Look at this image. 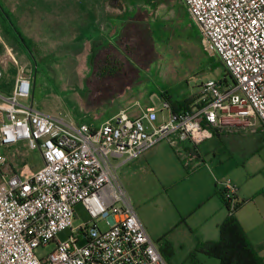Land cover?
I'll return each mask as SVG.
<instances>
[{"label": "built area", "instance_id": "2783aa9c", "mask_svg": "<svg viewBox=\"0 0 264 264\" xmlns=\"http://www.w3.org/2000/svg\"><path fill=\"white\" fill-rule=\"evenodd\" d=\"M182 1L232 79L206 81L199 106L173 111L165 101L159 124L150 108L137 118L120 111L92 128L37 109L23 70L10 93L0 92V148L26 142L43 162L23 174L9 171L0 154V264H169L139 220L120 168L162 142L177 151L186 142L197 147L235 122L259 121L264 131V0ZM237 190L221 184L231 211ZM79 204L90 220L74 227ZM65 229L70 236L57 240ZM53 242L51 253H37Z\"/></svg>", "mask_w": 264, "mask_h": 264}, {"label": "rangeland", "instance_id": "374dc122", "mask_svg": "<svg viewBox=\"0 0 264 264\" xmlns=\"http://www.w3.org/2000/svg\"><path fill=\"white\" fill-rule=\"evenodd\" d=\"M79 9H85L88 14L95 11L91 18L97 21L90 22L88 29L91 31L100 27L106 30L111 21L124 22L114 43L116 49L111 45L102 52L98 51L92 64H89L90 57L86 58L89 56V42L71 40L78 34L71 27V19ZM5 28H9L16 37H19V32L24 41H19L21 48L17 46L20 43H15L17 47L12 50L8 48L10 54L6 48L0 47V92L12 89L17 73L23 70L32 82L34 106L46 114L73 122L99 124L124 107L126 101L139 98L141 91L132 90L120 95L112 87L100 84L104 78L96 74L107 54L119 62L116 67H125L130 78L137 76L133 66L143 67L145 59L151 62L149 69L142 71L139 81L142 90L147 88L154 93L151 101L157 109L162 104L158 94L160 90L170 86L174 91L179 89L180 93L182 90L194 93L206 81H219L224 74L217 57L207 52L206 42L182 0H0L1 35ZM86 29L80 30V37L88 35ZM105 96L107 98L99 102L94 98ZM159 110L157 124L163 120ZM164 116L167 118V114ZM234 133L228 131L223 137L229 138ZM247 136L248 147L241 149L243 146L239 144L234 150L214 138L216 159L217 162H228L232 169L222 183L231 181L238 190L252 193L248 210H255V205L264 206V137ZM0 154L7 157L9 171L29 173L43 164L40 152L28 149L27 143L22 141L16 146L0 148ZM168 206L169 202L159 197L146 203L151 225L157 233L165 229L164 208ZM135 208L137 210V206ZM74 209L77 214L74 227L90 220L82 205ZM260 224L262 232L255 235V241L257 251L264 254V216H260ZM70 234V230L65 229L57 234L56 239L66 241ZM164 235L152 238L158 243ZM174 236L194 239L190 233L179 230ZM184 244L172 249V264H219L216 258L199 251L197 245L191 246L192 242ZM55 246L53 242L37 253L48 255ZM195 259L200 262H194Z\"/></svg>", "mask_w": 264, "mask_h": 264}, {"label": "crops", "instance_id": "0c3cea01", "mask_svg": "<svg viewBox=\"0 0 264 264\" xmlns=\"http://www.w3.org/2000/svg\"><path fill=\"white\" fill-rule=\"evenodd\" d=\"M94 13L95 11L93 10L88 14L85 9H79L73 20L71 19V27L75 32H78L71 40L82 43L89 42V56L86 57L88 59L90 57L89 64H92L93 58L98 51L102 52V50L106 49L108 46L112 47L111 45L116 49L114 43H116L117 38L121 34L124 23L111 21L108 23V29L104 30L103 27H100V29L97 28L95 31H91V29H88L90 22L96 23L97 21L91 18V15ZM90 28L94 27L91 26ZM81 29L88 30V33H86L88 35L80 37L79 33ZM3 32V35L0 33V47L6 48L8 54H10V49L12 50L17 46L21 48V42L23 41H21L20 37L13 35L9 28H5ZM15 43L20 44L15 46ZM108 55L109 54H107V58L105 62H103L100 71L96 74L99 75L101 79L104 78L100 84L102 86L107 85L108 87H112L120 95H125L128 91L132 90L141 91L139 98L126 101L124 107L107 117L104 121H100L99 124H96L97 122L90 123L85 121L71 122L75 124H87L92 128H96L120 111H126L130 117L137 118L140 116L141 111L150 108L155 109L157 115L158 109H160L159 111L162 113L163 118L166 112L162 109V104L165 101L167 102L163 97L164 95L167 94L166 96H169L172 102L178 103L193 95H200V89L204 83L201 85L199 91L194 93H190L189 91L184 93L183 90L181 91L183 93H180L179 89L178 91H174V89L169 86L159 91L158 94L162 104L161 107L157 109L151 101L154 93L150 92L147 88L142 90L141 82L139 81L142 71L148 70L151 62L145 59L143 67L138 68L133 66L137 70V76L130 78L127 75L128 73L125 67H116L119 62ZM117 56L120 58L119 55ZM122 58L126 60L127 57ZM216 60L218 59L216 58ZM128 61L130 64V60ZM9 90L11 91L12 89ZM94 98L100 101L107 97ZM198 98L191 103L188 108L199 106L197 101ZM171 109L175 111L172 107ZM181 109H177L176 111H180ZM229 129H214L212 131L213 136L203 144L195 147L191 143L186 142L181 145L178 151L173 149L167 142H162L153 149L147 151L138 160L130 162L120 168V177L123 185L131 198L134 209H136L135 207L137 206V210H139V213L135 210L137 216L150 238L153 240V236L166 234L158 243L153 240L159 247L162 255H171L169 247H171L170 249H173L176 245L183 247V245H185L184 243L190 244V242H192L191 246L196 247V245L198 246L208 241H215L219 238L218 226L228 215L227 208L220 198L219 192L224 176L230 174L232 169H230L228 162H226V164L223 160L217 162L215 139L226 143L231 150H234L239 144L243 146L241 149H246V147H248L247 134L264 137V131L259 121H255L254 127L250 128L239 124V122H235ZM228 131H235V133L231 134L229 138L223 137ZM207 158H210L211 161ZM251 194L252 193L246 192L243 189L237 190L238 200L245 201V204L237 212L236 216L247 233L251 243L257 249L255 240H257L256 236L261 235L262 232L260 216H264V206L255 205V210H248L249 204L252 201L250 199ZM155 197L166 199L170 205L164 208L165 229L159 233L155 232V228L152 227L148 213L149 208H146L147 201L151 198L155 199ZM142 209L145 212L144 215ZM177 230L183 233H190L194 239H190L186 236L177 238L174 236ZM259 254L264 257V254L260 252ZM171 258H173L172 255L169 257L170 264H172ZM199 262L200 261L196 259V263Z\"/></svg>", "mask_w": 264, "mask_h": 264}, {"label": "trees", "instance_id": "16d2710c", "mask_svg": "<svg viewBox=\"0 0 264 264\" xmlns=\"http://www.w3.org/2000/svg\"><path fill=\"white\" fill-rule=\"evenodd\" d=\"M17 34L19 35L21 41H24L22 35L19 32H17ZM218 62L223 67L225 73L221 82L225 85L232 83L231 77L226 73L222 61L219 58ZM10 92L11 91L9 89L6 91V93ZM166 95L163 97L167 100V102H169L175 111L181 108H188L190 104L199 97V95H193L178 103L172 102L170 97ZM21 173L27 174L28 171ZM219 196L228 211L227 217L218 226L219 238L215 241H208L206 243L199 244L197 249L203 254L216 258L219 264H264V257L259 254L257 249L251 243L247 233L236 216L237 212L245 204V201H240L236 198V204L234 209L231 211L229 204L224 200V192L220 190ZM170 248L171 247H169V250L172 255V249ZM171 255H163L168 263ZM194 262H196V259Z\"/></svg>", "mask_w": 264, "mask_h": 264}]
</instances>
